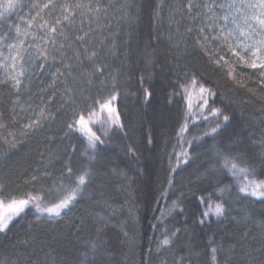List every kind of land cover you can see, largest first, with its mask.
<instances>
[{"label": "trees", "instance_id": "obj_1", "mask_svg": "<svg viewBox=\"0 0 264 264\" xmlns=\"http://www.w3.org/2000/svg\"><path fill=\"white\" fill-rule=\"evenodd\" d=\"M43 2L23 0L25 5ZM120 2L113 0L117 5ZM183 2L164 0L160 23L142 15L131 39L127 24L114 10L98 21L120 33L116 54L106 63L110 71L119 72L121 99L116 106L124 129H110L95 153L80 133L68 132L66 123L74 108L64 104L59 82L47 104L55 118L34 131L23 127L38 106H43L39 89L51 83L55 66L39 76L42 84L33 80L30 91L22 87L18 101L10 83L0 84V111L4 113L0 118L4 125L0 127V199L8 202L38 195L41 207L50 206L59 196V182L72 187L83 171L92 176L83 193L59 217L38 214L32 203L14 217L9 228L0 232V264H93L99 257L92 245L101 241L110 264H212V247L218 248L217 259L222 264L264 260V200L239 193L243 176L234 177L223 167L226 155L250 170L249 179L264 180V86L255 70L237 67L225 56L234 69L233 79L228 75L230 65L214 63L213 49L219 51L215 44H209L206 51L197 44L196 33H185L186 22L169 23L168 6ZM28 12L25 7L20 13L24 21L30 18L25 15ZM9 23L26 27L17 15ZM5 31L7 25H0V33ZM103 35L108 37L106 43L111 41L107 27ZM193 78L215 92L214 99L208 98V108H221L232 117L217 134L210 133L215 118L207 109L203 116L208 119L202 118L198 87H191ZM144 89L152 93L150 98L145 99ZM43 98L47 101L46 93ZM75 107L83 109L84 101L77 97ZM186 117L188 129L181 134ZM93 130L98 135L102 131L95 126ZM13 137L15 148L11 147ZM129 147L136 150L135 158ZM181 151L187 153V163L180 157L177 167ZM91 155L94 160L89 159ZM66 164L73 169L71 176ZM33 175L40 179L31 181ZM225 186L230 191L220 197L218 189ZM209 195L213 201H223L225 213L200 224L206 207L200 197ZM176 228L181 231L172 237V244L161 247L160 242Z\"/></svg>", "mask_w": 264, "mask_h": 264}, {"label": "snow or ice", "instance_id": "obj_2", "mask_svg": "<svg viewBox=\"0 0 264 264\" xmlns=\"http://www.w3.org/2000/svg\"><path fill=\"white\" fill-rule=\"evenodd\" d=\"M25 7L29 8L25 15L30 17L26 21L20 15ZM168 8L169 23L179 26L186 22L185 33L189 35L196 33L199 47L207 51L209 44L217 46L219 51L213 49L217 57L214 63L217 66H221L222 63L230 65L229 59H225V56H228L235 66L244 65L255 70L261 77V85L264 86V0H184L183 3L172 4ZM110 9L119 13L121 19L125 21L128 26L127 38L131 39L132 32L142 15L147 14L155 23L162 21L161 13L165 9V3L164 0H122L117 5L113 0H104L103 3L101 0H44L43 3L25 5L23 0H0V25H7V31L0 33V72L3 73L0 84L10 83L18 101L22 87L30 91L33 80L42 84L39 76L45 70L51 71L52 66H55V71L51 74V83L46 88L39 89L43 106H38V111L23 125L24 129L37 130L42 126V122L55 118L54 114L47 110V104L52 102L58 82L63 87L61 96L64 104L74 108L66 123L68 132L80 133L87 140L88 147L93 153L98 144H104L101 137L106 136L110 129L113 127L124 129L120 111L116 106L121 99L117 84L119 72L110 71V66L106 63L110 55L116 54V37L120 33L113 32L110 24L98 23L102 16L107 18ZM13 15L19 16L20 20L26 23V27L22 29L19 24L9 23ZM93 24H97V28H93ZM105 27L112 36L108 43H106L108 37L103 35ZM97 34L100 35V39H97ZM5 49L7 55L4 54ZM233 71L230 65L228 75L235 79ZM140 81L143 83V77ZM191 87H198L202 101L198 103V108L202 118L208 119L207 116H203V111L207 109L209 115L215 118V127L211 128L210 133L217 134L222 127L228 125L232 117L225 114L221 108H208V98L215 97V92L211 88L198 85L195 78L191 81ZM184 92L188 93V87H184ZM45 93L47 101L43 98ZM144 96L148 99L152 93L144 89ZM77 97L84 101L83 109L75 107ZM261 99L264 100V95ZM188 108H192L190 94ZM3 116L4 113L0 111V118ZM94 126L102 129L99 135L93 130ZM0 127L4 125L0 124ZM187 129L186 117L180 133L186 132ZM210 133L205 132L204 135ZM151 142L149 137L148 143ZM11 147H16L15 137ZM128 152L133 158L136 157L134 148L129 147ZM180 157L184 158L183 163H187V153L181 151L177 157V167L181 163ZM89 159L94 160L95 155L89 156ZM223 167L229 169L234 177L243 176V182L238 186L239 193L264 200V180L249 179L250 170L239 167L233 162V158L226 155ZM65 169L69 176L73 174L70 164H66ZM171 171L175 172V168ZM43 176H48V173H43ZM38 179L40 177L36 175L31 177V181ZM91 179L89 171L85 170L76 177L72 187L65 186L62 181L59 182L56 189L59 196L50 206L41 207L42 197L38 195H28L27 198L21 199L10 198L8 202L0 199V232H5L13 218L19 216L30 203L42 214L47 213L48 218L59 217L61 212L69 209L77 196L83 193L84 186ZM168 185L172 186L171 178ZM2 189L3 185H0V191ZM229 191L227 186L219 188L218 195L223 197ZM200 201L206 207L201 211L198 223L204 224L211 215L216 217L224 215L225 205L222 200L213 201L209 195L200 197ZM173 204L175 206V202ZM180 231L181 229L176 228L171 236H165L160 246H170L172 237ZM92 249L95 256L99 257L94 259L93 264H110L103 255L105 249L102 241L100 244H93ZM220 251L223 249L220 248ZM217 252V247L210 249L212 264H222L217 259ZM204 264H207V261ZM260 264H264V260Z\"/></svg>", "mask_w": 264, "mask_h": 264}, {"label": "rangeland", "instance_id": "obj_3", "mask_svg": "<svg viewBox=\"0 0 264 264\" xmlns=\"http://www.w3.org/2000/svg\"><path fill=\"white\" fill-rule=\"evenodd\" d=\"M36 212L38 213V214H40V212L36 209ZM211 216H215V215H211Z\"/></svg>", "mask_w": 264, "mask_h": 264}]
</instances>
